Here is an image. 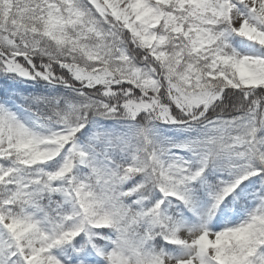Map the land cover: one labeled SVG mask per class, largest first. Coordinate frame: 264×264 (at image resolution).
I'll return each mask as SVG.
<instances>
[{
  "label": "snow or ice",
  "instance_id": "obj_1",
  "mask_svg": "<svg viewBox=\"0 0 264 264\" xmlns=\"http://www.w3.org/2000/svg\"><path fill=\"white\" fill-rule=\"evenodd\" d=\"M0 264H264V0H0Z\"/></svg>",
  "mask_w": 264,
  "mask_h": 264
}]
</instances>
